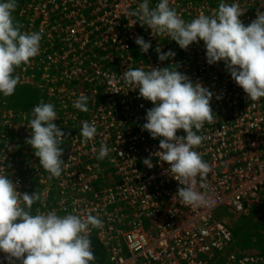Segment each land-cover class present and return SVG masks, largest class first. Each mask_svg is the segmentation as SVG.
<instances>
[{"label": "built area", "instance_id": "2783aa9c", "mask_svg": "<svg viewBox=\"0 0 264 264\" xmlns=\"http://www.w3.org/2000/svg\"><path fill=\"white\" fill-rule=\"evenodd\" d=\"M16 2L27 33L42 34L39 54L15 71L18 84L40 87V101L55 106L59 119L54 123L70 133L60 146L62 174L50 179L26 142L32 114L0 102V174L8 175L17 191L41 195L44 203L33 204L32 213L98 216L103 227L93 228L90 239L104 264H264V254L232 248L234 218L264 204V98L248 99L223 61L209 65L202 40L183 50L168 37L153 35L147 25L133 24L137 17L132 12L143 0ZM223 2L240 6L245 26L264 12V0ZM158 3L149 0L150 8ZM220 3L169 0L186 22L202 13L213 15ZM137 37L151 41L147 53L135 43ZM157 45L175 56L160 61ZM168 66L214 93L210 106L215 122H206L198 132L204 140L195 149L212 168L207 188L197 178L196 190L206 194L203 206L179 203L177 190L184 186L158 158L162 137L154 139L142 130L146 110L154 105L122 76L129 68ZM81 94L88 97L87 112L73 106ZM83 121L97 127V135L87 142L81 136ZM177 135L186 133L181 129ZM102 144L112 150L100 160ZM145 158H151L153 167L143 163ZM219 210L233 214L228 223L217 215ZM6 255L0 251V264H8Z\"/></svg>", "mask_w": 264, "mask_h": 264}, {"label": "clouds", "instance_id": "9594fccd", "mask_svg": "<svg viewBox=\"0 0 264 264\" xmlns=\"http://www.w3.org/2000/svg\"><path fill=\"white\" fill-rule=\"evenodd\" d=\"M16 8V0H0V93L6 97L14 94L19 83V76L14 74L16 69L29 65L39 54L42 39L39 32H22V25L13 16ZM242 14L238 4L223 0L213 15L202 13L189 22L169 6V0H159L152 8L149 0H143L132 12L137 17L133 24L139 21L142 26L147 25L153 35L166 36L183 50L202 40L207 63L223 61L248 99L258 101L264 98V12H258L248 26L239 19ZM135 43L143 53L152 46L151 41L143 37H137ZM155 51L160 61L175 56L171 50L162 52L159 45ZM122 76L131 90L138 89L139 96L154 105L146 110L142 130L148 131L154 139L162 137L158 158L168 163L172 178L184 186L177 190L179 203L194 207L205 205L206 194L196 190L197 178L200 186L207 188L204 182L212 168L195 149L204 140L198 132L206 122H215L210 106L213 91L171 66L149 67L148 70L129 68ZM216 99L222 96L217 95ZM87 105L88 97L81 94L73 106L87 112ZM28 113L32 114L28 123L31 135L26 142L50 174L49 178L58 179L64 165L60 146L70 133L66 134L54 123L59 117L51 103L41 100ZM181 129L185 136L177 135ZM96 135L95 122L83 121L81 136L84 141ZM111 150L102 144L97 159H104ZM143 163L153 167L151 158H145ZM36 202L44 203L40 194L21 193L8 175L0 174V251L7 254L4 259L8 264L16 261L20 264H95L90 235L93 228L103 227L102 220L91 214L61 216L55 210L40 212L38 209L33 214L32 206Z\"/></svg>", "mask_w": 264, "mask_h": 264}, {"label": "rangeland", "instance_id": "374dc122", "mask_svg": "<svg viewBox=\"0 0 264 264\" xmlns=\"http://www.w3.org/2000/svg\"><path fill=\"white\" fill-rule=\"evenodd\" d=\"M217 215L227 223L233 217L230 211L225 214L223 210L217 211ZM232 230V248L243 246L250 249V252H253L252 249L264 252V204L255 207L248 216L234 218ZM214 264H218V262Z\"/></svg>", "mask_w": 264, "mask_h": 264}, {"label": "trees", "instance_id": "16d2710c", "mask_svg": "<svg viewBox=\"0 0 264 264\" xmlns=\"http://www.w3.org/2000/svg\"><path fill=\"white\" fill-rule=\"evenodd\" d=\"M13 16L15 18V21L20 24L22 16H21V6L20 3L17 2V8L15 9V12L13 13ZM22 25V24H20ZM22 32H28V28L22 25ZM15 74V73H14ZM37 76V74H36ZM49 80V78H48ZM52 83L49 80V84ZM41 97L40 87H28V86H21L17 84L16 90L13 95L11 96H4L2 93H0V102H4L8 100L10 107H13L15 110L20 111H26V112H32L33 108L39 104ZM45 102V101H44ZM46 103V102H45ZM51 103V101H50ZM4 143V139H0V146ZM37 204V203H34ZM250 250V249H249ZM253 252L258 254H264L262 250L259 249H252ZM95 255V264H104V256L101 251H98L97 249L94 250Z\"/></svg>", "mask_w": 264, "mask_h": 264}]
</instances>
